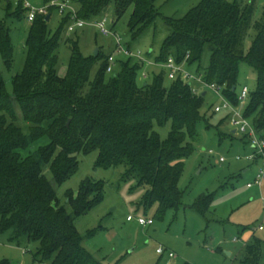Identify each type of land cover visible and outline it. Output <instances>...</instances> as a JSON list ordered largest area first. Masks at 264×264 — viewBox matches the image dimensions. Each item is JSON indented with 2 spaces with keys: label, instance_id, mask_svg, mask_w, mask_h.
<instances>
[{
  "label": "trees",
  "instance_id": "1",
  "mask_svg": "<svg viewBox=\"0 0 264 264\" xmlns=\"http://www.w3.org/2000/svg\"><path fill=\"white\" fill-rule=\"evenodd\" d=\"M50 1L42 0L41 4ZM155 1L71 0V4L77 6L73 7L78 18L88 23L112 18V28L133 6L127 28L134 41L161 16L154 7ZM6 3V17L23 18L21 1H17L13 12H9L10 0ZM53 11L56 9L50 7L47 14L37 15L29 23L25 61L13 78L12 96L6 93L0 74V234L6 233L9 242L19 247L37 243L34 261L100 264L81 246L73 216L86 213L101 201L102 184L86 178L75 195L66 193L70 215L58 201L43 167L47 166L55 184H60L78 168V153L97 150L96 166L122 165L124 177H135L137 185L148 186L143 202L145 206L157 203L161 217L180 203L178 181L183 159L193 151L191 141L197 124L206 121L201 113L206 93H192L191 85L179 77L165 85L162 67L147 71L148 77L139 84L143 66L133 57H115L113 64L118 63L119 68L114 72L112 66L108 73V56L99 51L84 56L78 42L72 39L67 40L70 55L65 73L58 75L57 50L69 15L60 16L58 28L51 33L48 22ZM253 11V3L200 0L182 17L161 16L169 31L153 60L164 63L171 57L184 67L196 64V76L219 86L233 105L239 104L238 65L246 61L256 73V88L249 92L243 115L258 132L264 133V11L260 20L253 23L256 35L245 57L241 48ZM47 15L49 19L45 20ZM5 20L0 19V53L10 68L13 50ZM125 45L132 49L130 43ZM204 53L208 55L206 66L201 64ZM97 64L98 70L91 78V70ZM15 105L23 120L32 124L27 133L15 124ZM228 118L229 114L225 119ZM168 122L170 129L161 138L156 127ZM43 137L48 138L47 144L23 155ZM212 201L213 193H203L192 207L205 216ZM261 243L256 238L246 242L239 264H264ZM0 264L12 263L4 258Z\"/></svg>",
  "mask_w": 264,
  "mask_h": 264
},
{
  "label": "rangeland",
  "instance_id": "2",
  "mask_svg": "<svg viewBox=\"0 0 264 264\" xmlns=\"http://www.w3.org/2000/svg\"><path fill=\"white\" fill-rule=\"evenodd\" d=\"M7 1L0 0V19H6L13 58L10 68H7L0 53V74L6 93L12 96L13 78L21 72L25 61V41L30 24L25 20V12L22 19L6 17ZM29 1L39 4L42 0ZM199 1L156 0L154 7L161 16L182 17ZM228 1L253 3L254 6L252 23L241 43L245 57L256 35L253 23L260 20L264 11V0ZM10 2L12 8L9 12H13L17 7V0ZM73 6L77 8L76 5ZM132 9L133 6L130 5L112 29L121 36L124 43H130L133 50H140L146 56L151 51L149 57L153 60L158 55L161 42L168 34V27L159 16L153 26L131 41L127 23ZM108 17L111 18V15ZM59 23L60 15L53 11L48 30L55 32ZM68 39L78 42L84 56L93 54L97 49L104 57L114 53L115 57L124 58L115 53L113 38L102 35L94 23L83 26L77 32H68L64 28L57 50V72L60 76L65 73L70 55ZM207 63L208 55L204 53L201 64L206 66ZM118 68V63L113 64L114 72ZM185 68L196 75V64ZM156 69L155 66L145 68L148 72ZM97 70L98 64L92 68L91 78ZM149 80L150 77L147 81ZM143 82L142 77L138 76V83ZM169 82L165 77L164 84L168 85ZM191 83L195 85L194 81ZM243 86H246L249 92L256 88V73L244 60L238 65L236 92ZM202 88L206 94L201 113L206 121L202 120L197 124L196 136L191 141L193 151L183 159L184 168L178 181L180 203L177 208L168 209L161 217H158L157 203L145 206L143 202V195L148 186L137 185L135 177H124L122 165L96 166L97 150L78 153V168L60 184H55L48 167H43L45 176L54 186L58 201L66 207L70 215L72 209L67 203L66 193L75 195L86 178L102 184L101 201L86 213L73 216L74 226L82 238L81 246L100 264H239L244 244L248 241L251 243L255 238L262 242L261 259L264 262V230H258L260 225L264 226V179L259 187H247V183L253 181L256 169V165L243 158L251 151L248 139L232 133V128L225 119L228 114L226 111L213 112L214 106L221 104V99L208 88ZM246 103L247 99L241 106L242 112ZM15 107V124L27 133L32 124L25 122L18 106ZM169 129L170 122L164 127H156L161 138L166 137ZM48 142L47 137L40 138L22 153L25 155ZM208 150H212L213 154H209ZM238 155L240 159H236ZM219 156H223L225 161L220 162ZM247 167L249 169L245 172ZM203 193H213V201L205 216L192 207L197 197ZM128 215L132 216L133 220L128 221ZM139 217L151 219L153 223L139 225L136 221ZM251 232L253 236L245 240L243 235ZM233 238H238V241H233ZM37 246V243H30L19 247L9 242L6 233L0 234V261L5 258L12 264H50L33 260ZM159 247L165 250L163 254L156 252ZM229 251L231 254H228ZM168 252H172L174 256L169 257Z\"/></svg>",
  "mask_w": 264,
  "mask_h": 264
},
{
  "label": "built area",
  "instance_id": "3",
  "mask_svg": "<svg viewBox=\"0 0 264 264\" xmlns=\"http://www.w3.org/2000/svg\"><path fill=\"white\" fill-rule=\"evenodd\" d=\"M22 2V7L25 9L26 17L25 20L31 23L37 15H45L48 13L50 7H54L56 12L60 16L69 15V21L66 25L68 32H75L81 29L83 26L89 24L86 20L80 19L77 16L76 9L72 6L71 0H51L45 4H32L29 0H17ZM97 30L104 36H111L113 38V46L115 53L121 54L126 57H133L139 61L143 68L141 71V77L146 79L148 72L145 70L147 66L162 67L165 70L167 79L174 80L179 77L182 81L188 82L191 85V91L194 94H200L203 91L202 87L208 88L213 91L221 99V104L214 106L213 111L215 113L226 111L229 114L228 122L232 128V133L235 135H242L248 139L251 152L243 156L246 161L256 162L257 169L256 174L252 182L247 183V187L260 186L264 179V133L258 132L252 123L243 115L241 106L249 95V90L246 86H243L238 93V105H233L226 99L222 93L221 88L215 84H207L201 80L200 76L193 75L183 65V63H176L173 58L169 57L164 63H156L154 60L140 52V50L129 49L123 42L121 36H119L112 29L113 20L107 17H103L93 22ZM111 27H110V26ZM108 66L106 72H112V66L115 60L114 53L109 54L107 57ZM194 81L195 85L191 82ZM209 154H213L212 150H208ZM238 155L236 159H240ZM219 161L224 162L225 158L219 156ZM128 221L133 220V217L128 215L126 218ZM139 225L146 226L151 225L152 220L146 218H136ZM258 230H264L263 224L258 227ZM233 241H237V238H233ZM158 254H163L165 250L162 247L156 249ZM168 256H174L172 252H168Z\"/></svg>",
  "mask_w": 264,
  "mask_h": 264
},
{
  "label": "crops",
  "instance_id": "4",
  "mask_svg": "<svg viewBox=\"0 0 264 264\" xmlns=\"http://www.w3.org/2000/svg\"><path fill=\"white\" fill-rule=\"evenodd\" d=\"M250 152H251V151H250ZM250 152H248V153H250ZM250 163L256 165V169H257V163H256V162H250ZM248 169H249V167H247L246 169H244V171L246 172V171H248ZM256 169H255V174H256ZM255 174H254V177H255ZM251 187H252V186H251ZM239 235L241 236L242 234H239ZM251 235H253L252 232H251V234L248 233V234H246V235H243V238H245V240H247ZM232 240H233V239H232ZM237 241H238V238H237ZM228 254H231V252L229 251Z\"/></svg>",
  "mask_w": 264,
  "mask_h": 264
},
{
  "label": "water",
  "instance_id": "5",
  "mask_svg": "<svg viewBox=\"0 0 264 264\" xmlns=\"http://www.w3.org/2000/svg\"><path fill=\"white\" fill-rule=\"evenodd\" d=\"M49 19V16L47 15L45 20H48ZM97 54V49H95V51L93 52V55H96Z\"/></svg>",
  "mask_w": 264,
  "mask_h": 264
}]
</instances>
